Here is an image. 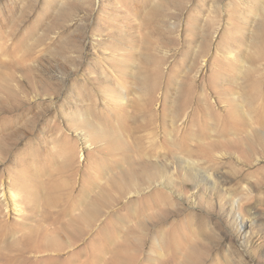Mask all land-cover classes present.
I'll use <instances>...</instances> for the list:
<instances>
[{
	"label": "rangeland",
	"instance_id": "1",
	"mask_svg": "<svg viewBox=\"0 0 264 264\" xmlns=\"http://www.w3.org/2000/svg\"><path fill=\"white\" fill-rule=\"evenodd\" d=\"M0 264H264V0H0Z\"/></svg>",
	"mask_w": 264,
	"mask_h": 264
}]
</instances>
